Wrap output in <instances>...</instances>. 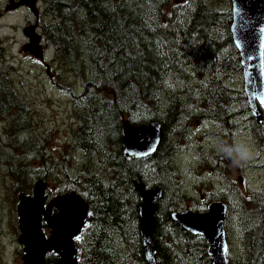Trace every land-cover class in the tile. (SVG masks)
I'll return each instance as SVG.
<instances>
[{"label": "trees", "instance_id": "obj_1", "mask_svg": "<svg viewBox=\"0 0 264 264\" xmlns=\"http://www.w3.org/2000/svg\"><path fill=\"white\" fill-rule=\"evenodd\" d=\"M42 2L44 10L34 26L41 29L45 43L31 46V55L25 57L35 58V52L43 51L39 60L44 66L43 59L48 60L53 77L48 99H69L68 115L75 128L61 148L69 172L65 171L64 188L55 187L78 191L91 207V224L79 244L81 263L147 264L139 229L141 203L132 186L136 180L163 187L153 219L159 264H213L207 241L173 220L174 209L182 210L176 203L180 190L168 182L176 140L194 143L189 132H199V125L206 127L204 134L218 137L225 150L236 145V134L244 131L243 136L250 138L253 133L264 151V109L258 121L244 86L237 91L232 85L243 77V66L231 32V0ZM6 59L0 42L4 67L0 68V159H16L6 162L5 174L10 197L17 201L22 193L32 194L34 184L44 179L36 174L30 179L33 167L28 159L39 153L41 173L50 174L56 166L48 163L47 150L36 142L33 123L26 120L30 109L17 95L16 78L22 70ZM124 121L135 126L160 123L162 139L153 155L125 156ZM169 140L173 141L165 146ZM77 157L82 159L78 166L72 163ZM208 158L211 171L228 179V193L217 194L211 188L207 195L211 203L228 204L231 227L229 196L239 191L227 176L229 157L213 152ZM221 165H226L224 170ZM57 175L56 171L54 181ZM240 195L234 221L239 225L242 258L236 264H264V190ZM0 238L4 239L1 228ZM1 243L0 250L5 251ZM47 260L56 263L55 256L48 255Z\"/></svg>", "mask_w": 264, "mask_h": 264}, {"label": "rangeland", "instance_id": "obj_2", "mask_svg": "<svg viewBox=\"0 0 264 264\" xmlns=\"http://www.w3.org/2000/svg\"><path fill=\"white\" fill-rule=\"evenodd\" d=\"M20 1H22L21 4H31V7L21 6V4L16 6V4L13 3H18ZM11 5L14 9L8 8ZM43 10L44 4L42 0H0V13L6 12V15L0 20V42L6 51V61L12 60L15 63V67L22 70L16 78L17 95L26 102L30 109V113L27 114L26 120H30L33 123L37 135L36 142L43 145L44 149L47 150V155L45 153V157L48 158V163L52 162L56 166L55 170L50 171V178L48 181L52 184L53 188L55 186L64 188L67 183L65 171L69 172V168L63 165L61 160V148L72 136V129L75 128L71 126L73 121L69 119L68 115L70 110L69 99L67 97H63L62 99L54 98V100L51 98L48 99L47 96L51 97L53 93L51 90L53 79V77H51L52 71L49 70L46 64L44 66L43 61L28 59L22 54V49L27 38L25 30L29 31L31 26L35 25L34 19H38ZM35 12H37L38 17ZM37 32L41 33V29L38 28ZM24 49L31 51L30 41L29 45L25 46ZM51 53L52 50H50L49 55H51ZM45 61L48 63L47 59H45ZM38 65H43L44 69L43 67H36ZM0 68L2 71L4 70L2 63L0 64ZM36 71L43 72L44 75L42 76V74ZM232 85L237 91L242 89L244 86L243 77L240 76L235 78ZM176 88H178V86H176ZM247 118H249V115H247ZM199 129L197 133L189 132L190 141L195 143L196 141L204 139L206 127L199 125ZM209 130H211V128ZM214 131H217V129L215 128ZM244 133V131H241L236 134V144L247 145L251 149L253 155L259 150V144L254 139L253 133L251 134V138L243 136ZM172 141L173 140H169L164 145L168 146ZM181 144L185 143L176 140L175 146L171 151L173 157L171 163L174 168H170L168 182V185L172 187H177L179 185L180 198L176 199V203L182 210L179 212L178 209H174L179 214L183 213V211L187 213L192 209L194 210L197 206L201 207V197L202 202L207 204L204 205V208H208L211 200L207 193L211 191L212 184H214V191L217 194L228 193V179L217 172H212L210 168L212 161L208 160V156H210L212 152L211 147L218 146V144L215 141H208L207 139L203 141L204 149H202V145H195V147L185 149ZM199 150H203V155H201ZM218 150L220 155L226 152L222 147L218 148ZM37 154L39 155V153L36 152L33 157L27 160L33 167L29 176L31 180L34 174H37L38 171L43 172L44 170L41 167L43 161ZM9 160L14 163L16 162V159H0V210L3 219L0 221V228L3 230L4 236V239L0 238V243L2 241L4 244H1L3 246L6 245L5 251L0 250V264H22V248L17 242L19 237L17 219L18 200L14 201L10 197L11 193L7 189L9 180L5 174V171L7 172L5 164ZM81 160L82 159H73L72 163L78 166ZM228 163L230 170L227 171V176L231 179L230 185L232 184L233 188L239 191L237 194L232 192V195L229 196L230 201L233 203V210L231 212L232 223L231 227H229V238L232 249L229 256L232 259L234 257L235 263H238L237 259H241L242 255L238 239L239 225L234 219L238 217L237 208L241 197L240 194L243 192L246 193L247 191L264 190V159L263 162H259L258 159L248 161V163L243 166H238L229 158ZM225 167L226 165H221L220 170H224ZM56 171L59 172V175L56 176V181H54V174ZM58 176L59 180H57ZM199 177H202L203 180H199ZM135 183L139 184L138 181L134 180L132 182L133 188H135ZM160 200H163V196ZM160 200L158 202H161ZM205 212L207 211H201V213ZM262 222H264V218Z\"/></svg>", "mask_w": 264, "mask_h": 264}, {"label": "water", "instance_id": "obj_3", "mask_svg": "<svg viewBox=\"0 0 264 264\" xmlns=\"http://www.w3.org/2000/svg\"><path fill=\"white\" fill-rule=\"evenodd\" d=\"M231 2L233 8L231 32L243 66L244 91L253 116L260 121L261 107L264 105V0ZM25 35L30 41V46H38L42 41L41 36L35 33V27L25 31ZM122 133L124 154L129 158L142 159L153 155L162 139L161 125L156 121L141 126L124 121ZM134 186L141 203L139 229L145 259L147 264H159L153 219L157 203L163 195V188L157 186L147 189L143 183H135ZM47 188V184L39 181L35 185L32 197L26 195L19 197L18 244L24 252L22 264H50L47 262L48 255L57 258L54 264H82L79 259L80 248L75 241L82 237L90 224L92 216L90 206L77 192L59 196L47 205ZM35 197L37 200H34ZM53 207L60 213L52 215ZM227 213L226 204L215 202L207 213L185 211L179 214L174 211L172 218L185 230L208 241L213 264H231L228 260L229 243L225 230ZM209 218H212V221L206 236L197 222L201 220V227L207 228L204 220ZM45 228L50 230L49 237L45 235Z\"/></svg>", "mask_w": 264, "mask_h": 264}, {"label": "flooded vegetation", "instance_id": "obj_4", "mask_svg": "<svg viewBox=\"0 0 264 264\" xmlns=\"http://www.w3.org/2000/svg\"><path fill=\"white\" fill-rule=\"evenodd\" d=\"M28 5H30L31 6V4H24V6H28ZM6 15V12L4 11V12H2V13H0V20L4 17ZM36 28H37V30H38V26H35ZM41 36V38H42V40H44V37H43V35H40ZM28 43V41L26 40V43H25V45ZM24 45V46H25ZM23 46V47H24ZM22 54H24V55H31V54H25V53H23L22 52ZM35 55L36 56H34L35 58H40L41 59V57L43 56V51H41V52H35ZM34 60V59H33ZM77 159H79V157H77ZM52 170V169H51ZM50 170V171H51ZM240 171V170H239ZM37 176H40V177H42V178H44L45 180H46V182H47V184H48V190H47V194H48V200H47V205H49L52 201H54V200H56V198L57 197H59V196H64V195H67V194H71V192L73 191L72 189H70L69 187L68 188H66V189H54L53 190V187H52V185L50 184V182L48 181V179L50 178V174L49 173H47V174H45V173H39V174H36ZM57 179H59V176L57 177ZM54 191V192H53ZM196 200V199H195ZM202 200H201V198H200V203H202L201 202ZM204 205H207L206 203H204ZM53 212H52V215H55V214H59V212H57L56 210H55V208L53 207ZM17 219H18V216H17ZM3 220V219H2ZM18 231H19V224H18ZM49 233H50V230L49 229H47V228H45V234L47 235V236H49ZM19 234H20V231H19ZM83 236H84V234L82 235V237H81V239H80V241L82 240V238H83ZM79 241V243H81ZM22 256H23V251H22Z\"/></svg>", "mask_w": 264, "mask_h": 264}, {"label": "clouds", "instance_id": "obj_5", "mask_svg": "<svg viewBox=\"0 0 264 264\" xmlns=\"http://www.w3.org/2000/svg\"><path fill=\"white\" fill-rule=\"evenodd\" d=\"M225 154L238 166H243L252 159L251 149L244 144H236L229 147Z\"/></svg>", "mask_w": 264, "mask_h": 264}, {"label": "bare ground", "instance_id": "obj_6", "mask_svg": "<svg viewBox=\"0 0 264 264\" xmlns=\"http://www.w3.org/2000/svg\"><path fill=\"white\" fill-rule=\"evenodd\" d=\"M145 184H146V183H145ZM34 200H37L36 197H35ZM59 213H60V211H59ZM212 218H213V217H212ZM212 218H209V219L206 220V221L204 220V222H206V224H207V228H202V227H201V220L197 222V224L200 226V229L204 230L206 236H208V229L210 228ZM200 219H201V218H200ZM202 219H204V218H202ZM202 222H203V221H202ZM197 224H196V225H197ZM205 226H206V225H205Z\"/></svg>", "mask_w": 264, "mask_h": 264}]
</instances>
